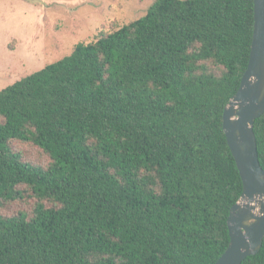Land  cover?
Returning a JSON list of instances; mask_svg holds the SVG:
<instances>
[{
	"label": "trees",
	"instance_id": "16d2710c",
	"mask_svg": "<svg viewBox=\"0 0 264 264\" xmlns=\"http://www.w3.org/2000/svg\"><path fill=\"white\" fill-rule=\"evenodd\" d=\"M252 26L253 0H155L0 89V264H214L243 190L222 113ZM253 130L264 169V114ZM241 264H264V238Z\"/></svg>",
	"mask_w": 264,
	"mask_h": 264
},
{
	"label": "rangeland",
	"instance_id": "374dc122",
	"mask_svg": "<svg viewBox=\"0 0 264 264\" xmlns=\"http://www.w3.org/2000/svg\"><path fill=\"white\" fill-rule=\"evenodd\" d=\"M154 1L0 0V89L68 55L78 42L142 16ZM11 146L35 164L49 161L30 143L12 141ZM18 208L22 205L4 213Z\"/></svg>",
	"mask_w": 264,
	"mask_h": 264
},
{
	"label": "water",
	"instance_id": "95a60500",
	"mask_svg": "<svg viewBox=\"0 0 264 264\" xmlns=\"http://www.w3.org/2000/svg\"><path fill=\"white\" fill-rule=\"evenodd\" d=\"M264 114V0H253L249 58L235 94L224 106L222 128L243 190L227 218L229 244L214 264H241L261 248L264 238V169L254 122Z\"/></svg>",
	"mask_w": 264,
	"mask_h": 264
}]
</instances>
